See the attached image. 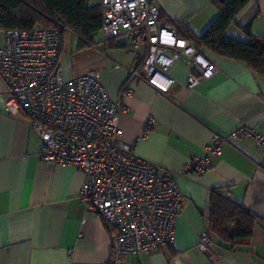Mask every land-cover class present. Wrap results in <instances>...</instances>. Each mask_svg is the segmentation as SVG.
<instances>
[{
	"label": "crops",
	"instance_id": "1",
	"mask_svg": "<svg viewBox=\"0 0 264 264\" xmlns=\"http://www.w3.org/2000/svg\"><path fill=\"white\" fill-rule=\"evenodd\" d=\"M213 1L155 0L162 20L182 22L197 34L217 15ZM246 25L264 38V0H249L225 34L246 41L241 28ZM3 42L0 30V45ZM124 44L122 37L102 41L94 35L81 59L71 64L61 57L64 75L95 70L108 94L116 97L134 64ZM205 53L217 69L194 88L181 87L187 69L176 60L168 68L175 83L166 94L135 81L123 98L122 139L139 158L173 176L180 202L170 245L123 255L117 264H264V226L258 221L241 248L229 251L215 243L208 254L194 248L209 219L214 187L226 186L232 198L264 221V145L257 147L248 137L232 138L221 145L204 173L183 170L193 156L203 153L213 133L226 135L245 121L264 134V76L242 61ZM5 94L0 76V264H113L108 227L78 198L82 174L71 165L46 166L40 161L38 136L24 114H5Z\"/></svg>",
	"mask_w": 264,
	"mask_h": 264
},
{
	"label": "built area",
	"instance_id": "2",
	"mask_svg": "<svg viewBox=\"0 0 264 264\" xmlns=\"http://www.w3.org/2000/svg\"><path fill=\"white\" fill-rule=\"evenodd\" d=\"M104 41L125 39L134 64L116 97H111L97 71L66 77L58 27L3 29L0 76L6 85L2 101L9 116L22 113L38 136V157L46 166L75 167L83 176L78 198L109 229L111 262L165 248L174 238L180 194L173 176L139 158L122 139L119 116L132 83L144 81L166 94L175 79L168 68L186 66L184 89L194 88L217 66L185 36L172 19L162 20L155 0H99ZM177 102V101H176ZM251 138L264 145V134L245 121L226 135L211 134L201 155L184 165L186 173H204L221 145L232 138ZM214 234L207 222L194 248L210 253Z\"/></svg>",
	"mask_w": 264,
	"mask_h": 264
},
{
	"label": "trees",
	"instance_id": "3",
	"mask_svg": "<svg viewBox=\"0 0 264 264\" xmlns=\"http://www.w3.org/2000/svg\"><path fill=\"white\" fill-rule=\"evenodd\" d=\"M249 0H214L217 15L201 33H194L184 23L176 22L178 29L204 53L210 51L220 56L244 62L256 73L264 76V38L252 34L249 26L241 27L247 33V40L228 37L226 28L234 16ZM102 11L100 3L88 0H0V30L8 28L30 29L39 25L58 27L60 30V51L63 32L76 36L80 45L92 43V38L101 28ZM206 54V53H205ZM259 220L241 203L232 198L226 186L211 189L209 198L210 231L214 244L232 251L241 248L249 240L254 222Z\"/></svg>",
	"mask_w": 264,
	"mask_h": 264
},
{
	"label": "rangeland",
	"instance_id": "4",
	"mask_svg": "<svg viewBox=\"0 0 264 264\" xmlns=\"http://www.w3.org/2000/svg\"><path fill=\"white\" fill-rule=\"evenodd\" d=\"M40 26V24L38 25ZM96 40H102L101 33L98 32L96 35ZM85 48V45L82 46L79 44L78 39L75 35H73L69 31L63 32V40H62V46H61V57H63L65 60L70 59L71 64L75 63V61L82 58V52Z\"/></svg>",
	"mask_w": 264,
	"mask_h": 264
}]
</instances>
